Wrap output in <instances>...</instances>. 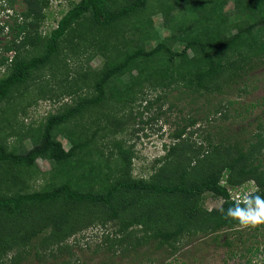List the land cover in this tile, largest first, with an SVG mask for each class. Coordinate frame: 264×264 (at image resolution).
Here are the masks:
<instances>
[{"label": "trees", "instance_id": "trees-1", "mask_svg": "<svg viewBox=\"0 0 264 264\" xmlns=\"http://www.w3.org/2000/svg\"><path fill=\"white\" fill-rule=\"evenodd\" d=\"M9 1L11 6L14 0ZM21 1L22 21L8 24L15 31L13 38L0 45V67L7 70L0 77V131L11 122L2 105L14 111L8 106L12 93L21 92L35 72L51 65L66 35L95 46L92 56L101 55L104 62L86 72L93 93L50 114L36 129L26 130L28 146L11 147L0 132V264H21L20 257L31 252L34 238L46 246L33 251V264H72L63 258L57 263L56 252L65 250L59 235L72 233L64 227L77 205L104 207L105 221L119 222L114 236L108 232L98 244H104L111 258L134 251L141 242L152 241L156 249L174 251L185 236L239 234V228L247 227L225 219L219 209L226 210L237 200L234 193L242 192L245 182L254 185L246 193L264 195V134H207L206 146H194L187 130L212 112L224 116L225 107L240 105L238 99H227L210 110L207 101L231 90L238 95L245 92L249 73L264 64V0H77L47 37L38 32V25L51 0ZM156 13L168 34L162 36L154 29L151 15ZM127 21L134 36L123 41L116 34ZM151 38L155 43L146 46ZM176 43L180 49H175ZM40 45V53L27 55ZM10 51L12 56L6 55ZM146 86L161 88L165 96L175 90L182 99L190 98L186 104L196 105L192 116L170 134L172 141L164 144L167 151L159 160L166 159L165 164L148 179L132 176L128 150L117 146L104 155L96 144L99 130L107 134V119L103 126L97 125L101 118L84 126L75 122L73 127L66 126L83 110L109 101L117 110L127 108L144 99ZM150 104L147 100L145 107ZM243 108L248 110L250 105ZM114 120L122 130L123 119ZM95 122L96 128L90 130ZM38 158L51 164L45 172L49 181L41 189L25 191L29 177L37 175ZM205 193L221 198V205L205 208ZM134 225L142 226L144 234L128 230ZM50 243H56L55 247H49ZM10 251L13 255L4 261L2 257ZM246 262L251 264L252 258ZM164 264L173 263L166 258Z\"/></svg>", "mask_w": 264, "mask_h": 264}, {"label": "rangeland", "instance_id": "rangeland-1", "mask_svg": "<svg viewBox=\"0 0 264 264\" xmlns=\"http://www.w3.org/2000/svg\"><path fill=\"white\" fill-rule=\"evenodd\" d=\"M74 1L77 0H51L49 2L42 11L44 17L38 25V32L42 37L48 36ZM9 3L8 0H0V45L13 38L12 34L15 31L10 29L8 24L22 21L19 12L24 6L23 2L14 0L11 6ZM231 6L232 1H229L227 7ZM151 18L154 29L158 30L160 35L168 34L162 27V18L159 13L152 14ZM129 24V21L126 24L121 23L122 30L116 34L123 41H125V37L134 36ZM94 35L99 39L98 33ZM95 40L93 39L92 43ZM18 41L16 40V42ZM80 41L81 44L77 46ZM123 41L122 43H124ZM154 43V38H151L145 44L150 46ZM94 47L71 34L65 36L60 43L59 53L51 65L35 72L33 78L27 82L21 92L14 91L12 93L8 106H12L14 111L12 112L2 105V109L6 110L5 113L9 115L11 121L0 131L5 142L11 147L28 146L29 139L24 135L26 130L36 129L44 123L50 114L62 112L76 104L85 95L93 93L90 77L86 75V72L89 69L100 68L104 62L103 56L98 54L92 56V53L95 52ZM174 47L180 49L181 45L176 43ZM41 48L40 45L37 50L29 49L27 55L40 53ZM13 53L10 51L6 55L12 56ZM6 72L5 67H0V77ZM246 83L247 89L240 95L235 90H231L217 95V98L209 97V101H207L209 106L207 107L210 110L214 108L212 105L218 101L224 104L227 99H238L240 105L232 104L225 107L224 116L211 111L212 113L208 114L207 119L204 117L195 126L189 127L187 132L192 134L194 146L199 144L206 146L207 134L214 135L220 132V134L249 136L259 131L264 134V64L256 66L249 73ZM142 92L144 99L134 102L127 108L117 110V105L113 101H109L101 106L83 110L76 118H73L71 124L66 126L73 127L74 122L76 125L84 126L99 118L101 119L97 125L103 126L108 124L107 119L110 123L109 128L105 131L107 134H102L103 131L99 130L95 138L96 144L104 155H108L109 151H116L117 146L128 150L132 162V176L148 179L152 173L165 164L166 159L159 160L167 151L164 144H169L172 141L170 134L183 125L185 118L192 116L196 105L186 104L190 98L182 99L175 90L172 91V95L165 96V91L161 88L146 86ZM158 95L161 97L157 100ZM147 100H150L151 104L146 108ZM202 101L206 102L204 99ZM199 103L200 101L197 105ZM245 105H250V109H244ZM5 106L7 105L5 104ZM234 109L239 112V115H236ZM104 114L109 117L105 118ZM114 119L121 121L123 119L122 126L124 128L122 130H120V123L115 122ZM93 128H96V122L91 125L90 130ZM58 138L65 148L69 147L63 136L59 135ZM36 165L38 166L37 175L29 177V181L24 187L25 191L41 189L49 181L48 173L45 172L50 170L51 164L46 159L38 158ZM253 186L251 182H245L242 192L253 190ZM221 203V198L205 193V208H216ZM105 210L99 205H77L75 207L69 214V221L64 227V230L72 233L65 237L59 235L65 250L56 252L57 263H60L63 258L72 264H164L167 258V261H172L173 264H247L246 260L252 258L251 264H264V224L239 228V234L235 231L234 233L220 231L217 234L200 232L195 236H185L177 245L178 249L174 251L166 250L165 247L156 249L151 243L152 241L141 242L134 248L135 252L127 250L124 256L111 258L104 249V244L103 246L98 244L104 239L106 233L109 232L111 237L114 236L112 233L118 228L119 222L117 220L105 221ZM128 230L137 236L144 234L140 225H134L132 229ZM38 234L43 236V232ZM227 240L229 241L226 244ZM32 245L34 247L31 252L26 257L24 256V259L20 257L21 264H33L35 262L33 251L46 246V243L39 245L38 239L34 238ZM55 245L56 243L49 247H55ZM255 247H258V250L251 254L248 250ZM12 255L13 252L10 251L2 259L5 261ZM45 258L48 262L52 260L47 256Z\"/></svg>", "mask_w": 264, "mask_h": 264}, {"label": "clouds", "instance_id": "clouds-1", "mask_svg": "<svg viewBox=\"0 0 264 264\" xmlns=\"http://www.w3.org/2000/svg\"><path fill=\"white\" fill-rule=\"evenodd\" d=\"M219 211L225 219L230 218L243 226L255 227L264 224V195L246 193L226 210L221 207Z\"/></svg>", "mask_w": 264, "mask_h": 264}, {"label": "built area", "instance_id": "built-area-1", "mask_svg": "<svg viewBox=\"0 0 264 264\" xmlns=\"http://www.w3.org/2000/svg\"><path fill=\"white\" fill-rule=\"evenodd\" d=\"M244 194H246V192H245V193H242V192L237 191V192L234 193V197L237 198V199H239V198L242 197Z\"/></svg>", "mask_w": 264, "mask_h": 264}, {"label": "flooded vegetation", "instance_id": "flooded-vegetation-1", "mask_svg": "<svg viewBox=\"0 0 264 264\" xmlns=\"http://www.w3.org/2000/svg\"><path fill=\"white\" fill-rule=\"evenodd\" d=\"M9 1V0H8ZM10 2V1H9ZM9 6H10V3H9Z\"/></svg>", "mask_w": 264, "mask_h": 264}]
</instances>
